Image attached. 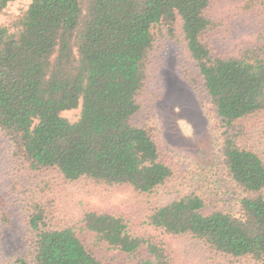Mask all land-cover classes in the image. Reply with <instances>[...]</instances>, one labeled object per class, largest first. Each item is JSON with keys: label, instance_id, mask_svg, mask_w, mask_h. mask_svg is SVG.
<instances>
[{"label": "trees", "instance_id": "obj_1", "mask_svg": "<svg viewBox=\"0 0 264 264\" xmlns=\"http://www.w3.org/2000/svg\"><path fill=\"white\" fill-rule=\"evenodd\" d=\"M16 1L0 0V15ZM222 7L32 0L0 24V135L31 173L49 180L29 205V251L10 264H105L81 230L137 264H179L177 242L198 247L195 264H264V0ZM179 19L238 192L230 211L203 214L205 198L195 192L153 203L173 195L176 178L155 125L140 118L151 57L177 38ZM185 78L197 86L192 74ZM76 110V121L64 116ZM118 197L110 211L90 203ZM143 248L150 259H140Z\"/></svg>", "mask_w": 264, "mask_h": 264}, {"label": "rangeland", "instance_id": "obj_2", "mask_svg": "<svg viewBox=\"0 0 264 264\" xmlns=\"http://www.w3.org/2000/svg\"><path fill=\"white\" fill-rule=\"evenodd\" d=\"M233 2L215 0L220 7ZM31 3L32 0H18L9 5L6 13L0 15V24L28 9ZM181 28L179 19L177 38L166 39L151 57L145 111L140 118L155 125L161 158L172 168L176 178L173 195L160 194L153 203L160 205L179 195L195 192L205 198L203 214L230 211L238 192L226 176L220 154L222 141L218 122L201 89V80ZM187 73L197 80V86L188 83ZM79 114L80 110H76L66 112L64 116L74 122ZM48 181L42 174L31 173L13 155L10 140L0 135V208L4 214L0 219V264H10L13 258L25 256L29 251L26 239L29 205L38 185ZM51 184L56 189L55 180ZM78 197L83 199L84 193L78 192ZM119 200V197L92 199L90 203L98 209L110 211L113 207H120ZM79 238L105 264H137L138 259L98 244L92 232L81 230ZM176 249L179 264H195L200 253L196 245L187 242H177ZM139 257L151 258L146 248L141 250Z\"/></svg>", "mask_w": 264, "mask_h": 264}]
</instances>
